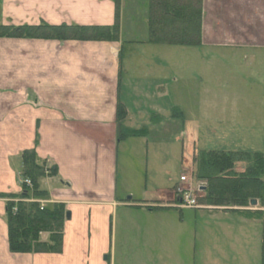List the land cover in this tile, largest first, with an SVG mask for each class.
<instances>
[{
	"label": "crops",
	"instance_id": "0c3cea01",
	"mask_svg": "<svg viewBox=\"0 0 264 264\" xmlns=\"http://www.w3.org/2000/svg\"><path fill=\"white\" fill-rule=\"evenodd\" d=\"M149 2L121 1L117 40L0 36V194L23 191L22 153L34 149L57 166L58 174L43 182L49 191L46 205L62 203L71 213L64 222L61 252L15 253L9 245L7 199L0 197V264H157L154 257L139 253L118 258L112 246L121 211L173 214L177 209L171 204L180 177L170 188L157 183L155 171L149 177L150 157L156 159L149 149L156 153L161 148L149 140L151 123L174 111L187 116L180 110L184 101L198 107L202 118L186 117L180 130L188 139L186 152L195 172V155L209 150L199 132L205 127L199 124L201 107L210 103L208 69L219 72L222 63L237 60L238 101L258 104L249 87L252 81L264 99V0H202L198 46L151 41ZM115 17V0H0V25L6 26L42 21L113 26ZM180 47L186 48L187 68L180 66ZM120 104L126 109L123 126L143 130L141 134L119 138ZM240 125L264 137V107L251 119L238 114ZM48 237V232L41 234L43 241Z\"/></svg>",
	"mask_w": 264,
	"mask_h": 264
},
{
	"label": "rangeland",
	"instance_id": "374dc122",
	"mask_svg": "<svg viewBox=\"0 0 264 264\" xmlns=\"http://www.w3.org/2000/svg\"><path fill=\"white\" fill-rule=\"evenodd\" d=\"M185 49L182 47L179 49V62L180 66L187 68ZM221 66L219 72H215L213 66L208 69L207 78L211 90L207 97L210 103L201 107V114L204 116L203 121L199 123L205 126L199 131L204 147L209 150L263 152L264 147L260 145L263 144L264 137L256 131L257 129L246 132L244 126L238 127V114L244 113L249 119L262 114L263 91L256 82L252 81L249 87L252 88V97L258 100V104L247 106L245 100L238 101V61L234 60L232 64L222 63ZM182 76L186 79L187 72ZM257 76L262 77L261 74ZM242 98L245 99L246 96ZM184 102L180 110L187 116L181 117L174 111V115L165 114L161 121L152 122L150 126L152 133L149 140L156 141L157 147L161 146V148L155 149L156 153L149 149L150 154L156 155L155 162L153 157H150L153 164L148 167L149 177L152 178L155 171L157 183L168 184V188L173 187L181 173L187 174L191 181L195 179L193 174L192 179L190 175V153L186 152L188 139L180 135V130L186 117L202 118V116L197 113L198 107H188L187 101ZM192 124L198 123L192 122ZM238 145L251 149H238L240 148ZM182 156L185 158L184 161ZM155 164L160 165V169H156ZM245 165L238 163L237 170L243 171ZM166 167L167 169L163 170ZM127 177L129 179L128 175ZM169 178L173 179L172 182ZM130 179L134 180L132 175ZM153 182L154 180L151 179L149 185ZM199 183L203 186L205 182ZM197 192L198 196L203 195V192ZM256 200L257 204L238 207V210H264L260 200L257 198ZM174 210L175 214L164 211L147 213L144 210L134 209L121 211L112 229L116 232V240L112 237L116 257H121V253L125 256L139 253L140 257H154L157 264H260L262 241L260 220L247 221L235 210L229 212L200 209ZM183 212L185 216H181ZM123 231L126 232L122 234Z\"/></svg>",
	"mask_w": 264,
	"mask_h": 264
},
{
	"label": "trees",
	"instance_id": "16d2710c",
	"mask_svg": "<svg viewBox=\"0 0 264 264\" xmlns=\"http://www.w3.org/2000/svg\"><path fill=\"white\" fill-rule=\"evenodd\" d=\"M122 0H115L116 22L105 25H54L42 21L37 25H0L1 37L38 38L54 40H117L120 35V8ZM149 32L153 42L167 45L198 46L202 42V0H150ZM124 15V13H123ZM126 109L118 106L119 138L139 135L143 130L123 126ZM141 132V133H140ZM21 176L32 181V188L25 184L22 192L2 193L7 199L6 220L9 227L10 250L15 253L61 252L66 216L62 203L40 208L35 200L49 198L43 186L44 179L55 177L57 166L41 159L34 149L22 153ZM194 177L206 182L199 202L211 206L247 207L251 199H259L264 207V151L199 150L194 157ZM238 163L245 169L238 171ZM14 208L16 210L14 211ZM156 207H150L154 209ZM247 220H260L262 226L260 264H264V210H238ZM48 232L46 241L41 234Z\"/></svg>",
	"mask_w": 264,
	"mask_h": 264
},
{
	"label": "built area",
	"instance_id": "2783aa9c",
	"mask_svg": "<svg viewBox=\"0 0 264 264\" xmlns=\"http://www.w3.org/2000/svg\"><path fill=\"white\" fill-rule=\"evenodd\" d=\"M182 180L183 181H186V177L185 176L182 177ZM24 182L27 183L28 185H31V181L28 178L24 179ZM179 191L182 192L183 189H179ZM184 203L186 205L192 206V205H195L196 204V200L188 192H185Z\"/></svg>",
	"mask_w": 264,
	"mask_h": 264
},
{
	"label": "water",
	"instance_id": "95a60500",
	"mask_svg": "<svg viewBox=\"0 0 264 264\" xmlns=\"http://www.w3.org/2000/svg\"><path fill=\"white\" fill-rule=\"evenodd\" d=\"M250 203L252 204V205H255V204H257V200L256 199H252L251 201H250ZM67 219H70L71 218V213L68 211L67 212Z\"/></svg>",
	"mask_w": 264,
	"mask_h": 264
},
{
	"label": "bare ground",
	"instance_id": "6f19581e",
	"mask_svg": "<svg viewBox=\"0 0 264 264\" xmlns=\"http://www.w3.org/2000/svg\"><path fill=\"white\" fill-rule=\"evenodd\" d=\"M31 201H37V202H39V203L41 202V200H35V199H33V200H31Z\"/></svg>",
	"mask_w": 264,
	"mask_h": 264
}]
</instances>
